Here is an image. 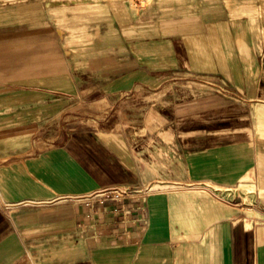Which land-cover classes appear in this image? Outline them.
Listing matches in <instances>:
<instances>
[{
	"label": "crops",
	"instance_id": "obj_1",
	"mask_svg": "<svg viewBox=\"0 0 264 264\" xmlns=\"http://www.w3.org/2000/svg\"><path fill=\"white\" fill-rule=\"evenodd\" d=\"M83 2L64 27L0 8V264H264L240 184L264 185V58L236 4ZM160 182L224 199L101 193Z\"/></svg>",
	"mask_w": 264,
	"mask_h": 264
},
{
	"label": "rangeland",
	"instance_id": "obj_2",
	"mask_svg": "<svg viewBox=\"0 0 264 264\" xmlns=\"http://www.w3.org/2000/svg\"><path fill=\"white\" fill-rule=\"evenodd\" d=\"M38 1V2H36ZM41 0H0V8L2 6L6 7H11L14 6L17 8V6L21 7L23 6L24 8H30L33 9L34 17H40V18H53L52 21H56L57 25L59 26H66L68 19L65 18V12L66 11H73L74 9H78L82 4L79 2L83 1H94V0H57L56 5H54L51 0H46V4L44 5L40 4ZM109 1V0H108ZM112 3H115L116 9H120L119 7H134L140 8V6H134L130 0H110ZM208 1V0H205ZM213 1H224L226 6L229 7L231 10H233V5L236 4V15H240L243 17V23H244V29L248 30L249 38H252L254 36L255 40L258 42L260 46H262V53H263V58H264V1L263 0H256L255 2V7H254V12L251 14L247 13L246 10L249 8V3H247L245 0H213ZM36 2V3H35ZM84 3V2H83ZM146 4V3H145ZM59 5V6H58ZM248 5V6H247ZM55 6V7H54ZM131 8V9H132ZM234 13V12H233ZM232 13V14H233ZM252 21L255 22V31H253L252 28ZM72 38L78 36L76 34L75 29H70ZM227 90V88L225 87ZM249 176H244L243 179L240 182L241 188H242V195H243V200L245 204H249L251 206H254V204H260L261 206L264 204V185L263 184H255V183H244L245 179H249ZM166 184V183H165ZM202 184H206L205 186L209 185L212 186L214 189L219 188L218 185H213L210 182L207 183H196V182H191L190 184L184 186H176V187H170L168 185H163V183H153L149 184L150 187H152L153 190L158 191L160 189H178V190H187L188 192H197V193H203V194H208L209 192L206 191L203 188ZM250 215H260L263 216V214H260L254 211H248Z\"/></svg>",
	"mask_w": 264,
	"mask_h": 264
},
{
	"label": "built area",
	"instance_id": "obj_3",
	"mask_svg": "<svg viewBox=\"0 0 264 264\" xmlns=\"http://www.w3.org/2000/svg\"><path fill=\"white\" fill-rule=\"evenodd\" d=\"M203 188L208 191L209 193L221 198L222 200L224 199V195L222 194V190L220 188H213L212 186H205L206 184H202ZM155 190L150 187V185L145 184L137 187H122V186H115L114 188L111 189H105L102 190V194L105 196H111V197H117L118 199H122L125 197H128L130 195H138V196H145L148 193H151Z\"/></svg>",
	"mask_w": 264,
	"mask_h": 264
},
{
	"label": "bare ground",
	"instance_id": "obj_4",
	"mask_svg": "<svg viewBox=\"0 0 264 264\" xmlns=\"http://www.w3.org/2000/svg\"><path fill=\"white\" fill-rule=\"evenodd\" d=\"M150 0H136V1H131L134 6H140L142 4L148 3Z\"/></svg>",
	"mask_w": 264,
	"mask_h": 264
}]
</instances>
